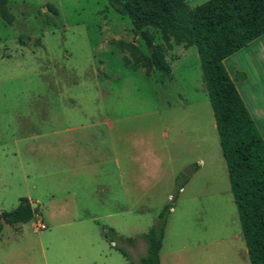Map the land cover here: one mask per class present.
Masks as SVG:
<instances>
[{"label": "rangeland", "instance_id": "obj_1", "mask_svg": "<svg viewBox=\"0 0 264 264\" xmlns=\"http://www.w3.org/2000/svg\"><path fill=\"white\" fill-rule=\"evenodd\" d=\"M8 9L13 24L0 18V214L21 198L39 208L26 224H3L0 264L78 256L79 264H129L102 233L112 229L138 260L145 250L125 240L146 234L168 204L162 264H240L196 48L164 46L171 75L147 76L131 54L149 52L109 0H8ZM188 173L171 202L176 178ZM40 220L46 229L35 230Z\"/></svg>", "mask_w": 264, "mask_h": 264}, {"label": "trees", "instance_id": "obj_2", "mask_svg": "<svg viewBox=\"0 0 264 264\" xmlns=\"http://www.w3.org/2000/svg\"><path fill=\"white\" fill-rule=\"evenodd\" d=\"M109 3L116 13L130 20L133 32L149 52V56L137 51L131 54L134 70L143 68L150 76L155 69L169 77L171 67L164 46L196 48L248 259L250 264H264V141L223 64L224 59L264 34V0H208L193 8L185 0H109ZM46 7L57 14L52 5ZM0 18L8 25L15 20L8 9V0H0ZM149 28L159 30L163 44H155ZM123 60L128 65L129 59ZM189 178V173L176 178L177 192L171 202ZM171 208L172 204L164 206L158 223L143 235L146 254L132 264H159ZM36 211L37 207L32 208L27 198L19 199L10 218L2 222L0 216V234L3 224H26ZM103 235L115 243L112 229L104 230ZM115 248L128 258L125 250L116 244Z\"/></svg>", "mask_w": 264, "mask_h": 264}, {"label": "crops", "instance_id": "obj_3", "mask_svg": "<svg viewBox=\"0 0 264 264\" xmlns=\"http://www.w3.org/2000/svg\"><path fill=\"white\" fill-rule=\"evenodd\" d=\"M223 64L264 141V34L254 39L253 41L248 43L245 47L238 50L234 54L224 59ZM221 156H222V152H221ZM198 162H199V166L195 165L193 176L200 171V169L204 166L205 163L202 158H199ZM226 173H227V169H226ZM193 176H190L189 180L186 182V184L179 192L184 190L185 186L188 185L193 179ZM229 188H230V183H229ZM228 194H231L232 196L231 199L226 197V200H228L226 207L229 213L233 214L232 219L234 220V224H235L232 233L235 242V254L236 257L240 260L239 262L240 264H250L231 188L229 189ZM36 207L38 210L39 208L38 205H36ZM234 208L236 210V215L234 214L233 211ZM170 212L171 213L173 212V207L170 209L169 214ZM167 220H166V224H167ZM236 221H238L239 225L236 224ZM19 225L21 224L14 226H19ZM4 227L5 226H3V229ZM34 227L35 230H38L35 224ZM102 237L103 239H105L103 233H102ZM82 238L86 239V236H81V239ZM127 239H131V241H128ZM127 239L125 240L126 245H128L133 251H135V249L138 250L139 248H142L143 250H145L143 254V256H145L147 245L143 236L140 238L134 237ZM164 242H165V228H164V235L161 243V248L159 251V264H162V258L163 256L165 257V254H163ZM110 246L115 248V243L110 242ZM97 252L100 257L105 255V252L102 251L101 249L98 250ZM126 253L128 254V258L125 257L123 258L127 260L129 264H132L131 263L132 261L133 262L138 261V260H130L129 253L127 251ZM80 260L82 259L78 256L74 260L75 261L74 264H79ZM91 264H94L93 260Z\"/></svg>", "mask_w": 264, "mask_h": 264}, {"label": "water", "instance_id": "obj_4", "mask_svg": "<svg viewBox=\"0 0 264 264\" xmlns=\"http://www.w3.org/2000/svg\"><path fill=\"white\" fill-rule=\"evenodd\" d=\"M31 206H32V208L36 207V205L34 203H32ZM0 216H1V221L3 222V221H5V219L10 218L11 214L1 213Z\"/></svg>", "mask_w": 264, "mask_h": 264}, {"label": "built area", "instance_id": "obj_5", "mask_svg": "<svg viewBox=\"0 0 264 264\" xmlns=\"http://www.w3.org/2000/svg\"><path fill=\"white\" fill-rule=\"evenodd\" d=\"M36 228L39 230H44L46 229V226L43 224V222L40 220L35 224Z\"/></svg>", "mask_w": 264, "mask_h": 264}]
</instances>
